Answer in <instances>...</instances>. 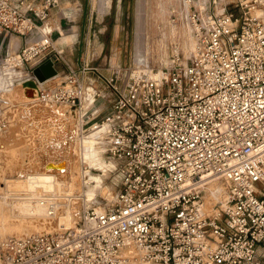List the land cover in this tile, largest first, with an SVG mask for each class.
I'll return each mask as SVG.
<instances>
[{
	"label": "built area",
	"instance_id": "obj_1",
	"mask_svg": "<svg viewBox=\"0 0 264 264\" xmlns=\"http://www.w3.org/2000/svg\"><path fill=\"white\" fill-rule=\"evenodd\" d=\"M186 1V61L177 53L168 67L138 65L126 79L125 68L94 69L89 86L68 66L64 81L39 91L72 111L90 96L86 119L119 188L73 233L0 237V264H264V0ZM55 2L0 0V29L25 40L19 61L57 70ZM215 180L227 193L211 209L203 192Z\"/></svg>",
	"mask_w": 264,
	"mask_h": 264
},
{
	"label": "rangeland",
	"instance_id": "obj_2",
	"mask_svg": "<svg viewBox=\"0 0 264 264\" xmlns=\"http://www.w3.org/2000/svg\"><path fill=\"white\" fill-rule=\"evenodd\" d=\"M55 1V6L50 9V24L54 29L52 42L57 50L62 51L63 60L56 64L59 77L40 84L46 91L53 89L58 81H64L68 66L78 75H84V82L89 86V81L96 76L94 69L107 74L113 67L125 68L126 79L138 65H143L139 68L147 66L156 72L168 67L177 53L181 61H186L192 51L191 36L185 22L189 4L186 0ZM194 1L196 0L190 3L196 4ZM24 43L25 40L18 35L0 29V236H23L32 231L64 229V225H57L56 216L47 227L41 224L42 221L38 222L39 218L44 223L47 221L39 211L36 212V207L26 204L24 197L28 193L35 196L52 195L58 201L66 200V203H58L59 218L62 217L61 214L70 211V208H79L80 216L87 210L103 209L114 203V196L119 188V179L112 168L104 173L102 156L95 154L94 148H98V144L92 145V139H82L80 134L74 139L75 129L80 122L76 119L68 127L63 121L57 124L65 127L70 135L73 133L71 150H68L70 155L62 157L63 160L69 158L72 162L71 169L65 171L67 175L58 179L55 171L29 174L24 176L30 178L28 189L6 190V181L17 178L19 169L30 166L31 172H35L37 165L41 166L43 161H47L48 156L45 157L44 154L48 143L46 141L50 140L53 129L57 127H50L45 121L46 117L39 122L25 119L27 108L37 105L35 103L24 102L13 108L8 107V90L34 78L38 66L33 61L18 60V53ZM92 85L100 87V83L96 81ZM44 104L50 105L48 102ZM52 105L53 109L59 110ZM90 109L91 107L83 114L82 119L85 121L82 123V134H86L94 122L86 119ZM84 141L92 149L84 151ZM28 146L34 150H28ZM65 146L69 148V143ZM214 182L221 187L216 185L207 189L208 184L203 192L206 204L211 209L220 208L227 193L222 181ZM74 198L81 200H72L70 203ZM36 216L38 219H31V222L27 219ZM22 218L24 221H20ZM76 221L78 218L72 215L73 226L79 227L80 221L77 224Z\"/></svg>",
	"mask_w": 264,
	"mask_h": 264
},
{
	"label": "bare ground",
	"instance_id": "obj_3",
	"mask_svg": "<svg viewBox=\"0 0 264 264\" xmlns=\"http://www.w3.org/2000/svg\"><path fill=\"white\" fill-rule=\"evenodd\" d=\"M191 42H192V40H191ZM192 48H193V42L191 44V49ZM59 75L60 74L58 72V74L51 76L50 78L55 79V78L59 77ZM50 78H47L44 80L42 75L38 72V70H35L34 78L27 79V80L23 81L22 83H19L18 85L13 86L12 88H10L8 90V92L6 94V97L8 98L7 102L12 103L13 106L19 105V104L24 103V102L27 104H34V103L37 104V105H35V107H36L37 111L39 112L38 113L39 117L40 118L46 117L45 121L47 122V124L50 127H53V128L55 125H57L59 122H62V121H63L62 122L63 124H65V123L67 124L66 127H68L69 125L71 126V125H73V122L76 121V119H79L80 122H79V126L76 127V129H75L76 134L74 135V139H76L78 134H80L82 139L83 138L92 139V141H90L92 145L98 144V148L97 147L94 148L95 154L96 155L99 154L102 156V161H103V163H105V167H104L105 168L104 173H105L107 170H109V168L112 167V162L105 160V157L103 155V147L99 143V140L97 137V135L99 133V127L97 125H96L97 127L91 125L86 134H82V132H81L82 123L85 121L82 118H83V114L86 112V110L90 106V100H91L90 96L88 97V99H85V101H84V103L80 109H76L75 111H72V110H68V108L65 106H60V105L54 104L60 110V111L59 110L57 111V110L53 109L54 108L52 105L53 103L52 104L50 103L49 106L44 104L45 102L43 103V101L40 99V95H39V91L43 88L42 83H44L46 80H48ZM61 82L62 81H60V82L58 81V84H60ZM40 84H42V85H40ZM54 110L57 113H55ZM27 112H28V114H25V115H27L25 117V119L29 120V114L31 112L30 107H28ZM61 114L63 115V117ZM72 134L70 135V133H68L66 131L65 127H63L61 125L60 126L57 125L56 129L54 128L52 131V137L50 136L51 134L47 135L48 137L49 136L51 137L50 140L46 141V142H48L47 145L49 146L47 148V145H46V148H45L46 151L44 153L45 157L48 156L47 161H45V162L43 161L41 166L37 165L36 166L37 169L35 168L36 169L35 172H31L32 170L30 169V166L19 169L16 173L17 178L10 179V180L6 181V188H8L6 190H9V188H10V189L16 191V190H19L20 188H23V191H25L24 188H27V184L29 183L30 178H27L24 176H27L29 174H39V173H42L44 171H47V172L55 171L56 172L55 176L58 179H60L61 177H64L66 174L65 171H67L68 169H71V165H72L71 164L72 162H70L69 158L64 159V160L62 159V157H64V156L69 157L67 155H70V151L68 152V150H71V143L70 142L72 141L71 139L73 138ZM43 135L45 136V134H43ZM44 136H42V137H44ZM45 139L46 138L44 137V140ZM68 143H69V148L67 146H65ZM38 144H40V142ZM88 146H89L88 142L84 141V143H82V149L84 151H86L89 148L92 149L91 145L89 147ZM99 160H101L100 157H99ZM22 176L24 178H20ZM93 178H95V180L98 179V177H93ZM216 185L221 187V185H219L218 183H216L214 181H211V182L209 181V185L207 186V189L209 186H216ZM24 198H26V200H27V201H25L26 204H28L29 206L36 207V212L39 211L40 215L43 218H45V220L47 221L46 223H44L43 219H41V218L38 219L36 216V217H30V218L28 217L27 219L30 220V222H31V219L35 218V219H38V222L42 221L41 224L44 225V227H47L50 225L51 219L56 216L57 217L56 218L57 219V221H56L57 225L58 226H63V225L65 226L64 229H59V230H57V232L73 233L78 229V227L73 226L72 215H73V217L78 218V221H79L81 219V216H80L81 210H79V208L78 209L70 208V211H67L66 213H64L65 216L62 214H61L62 217L58 218V216H57L58 210H59V204L58 203H66V200L58 201L57 198L53 197L52 195L35 196L33 194H30V193H28V195H25ZM41 198L46 199V201H48V203L44 206H41L39 204V201ZM114 198H115V196H114ZM72 200H74V201L78 200V202H80L81 199L79 200L78 198H74V199H71L69 202L71 203ZM69 202H68V205H69ZM49 203H51V206H53V208H54L53 214H48V212H47V206L49 205ZM205 203H206V201H205ZM18 210H20V209H18ZM21 210L23 211V209H21ZM100 210H102V209H100ZM20 213H21V211H20ZM28 215H30V214H28ZM15 216H16V214H15ZM24 217H26V216H24ZM17 218H19V217H17ZM20 221H24V219L20 220ZM78 221H76V224ZM23 236H25V235H23ZM0 237H1V239H5V238H11V237L19 238L22 236H0ZM133 260H135L136 262ZM122 264H149V263H147L146 261H141L138 258L129 257Z\"/></svg>",
	"mask_w": 264,
	"mask_h": 264
},
{
	"label": "water",
	"instance_id": "obj_4",
	"mask_svg": "<svg viewBox=\"0 0 264 264\" xmlns=\"http://www.w3.org/2000/svg\"><path fill=\"white\" fill-rule=\"evenodd\" d=\"M36 70H38L44 80L57 74V70L55 69L53 63L49 60L39 64Z\"/></svg>",
	"mask_w": 264,
	"mask_h": 264
},
{
	"label": "crops",
	"instance_id": "obj_5",
	"mask_svg": "<svg viewBox=\"0 0 264 264\" xmlns=\"http://www.w3.org/2000/svg\"><path fill=\"white\" fill-rule=\"evenodd\" d=\"M9 103V105H8V107L10 108H13V105H12V103H10V102H8ZM28 109V108H27ZM30 110H31V114H29V122H39V121H41V119L42 118H40L39 117V112L37 111V109H36V107L35 106H31L30 107ZM33 138V137H32ZM37 140H39V139H37ZM36 146H38V145H36ZM28 150L29 149H31V150H34V148H32L31 146H28V148H27ZM36 150V149H35ZM29 154V153H28ZM31 154V153H30ZM31 156V155H30Z\"/></svg>",
	"mask_w": 264,
	"mask_h": 264
}]
</instances>
